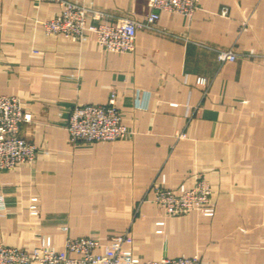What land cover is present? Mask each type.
<instances>
[{
	"label": "crops",
	"instance_id": "0c3cea01",
	"mask_svg": "<svg viewBox=\"0 0 264 264\" xmlns=\"http://www.w3.org/2000/svg\"><path fill=\"white\" fill-rule=\"evenodd\" d=\"M72 1L92 8L88 24L154 11L147 0ZM60 9L0 0V94L20 98L31 114L21 133L39 147L32 163L0 170V243L31 252L48 235L63 251L66 236L105 244L128 231L122 247L143 260L264 264V0H199L190 17L158 11V29L139 28L129 52L105 50L93 31L84 41L47 34L42 21ZM217 48L241 56L220 62ZM111 91L133 133L72 143L73 105L105 104ZM199 174L214 213L164 217L153 184L177 190Z\"/></svg>",
	"mask_w": 264,
	"mask_h": 264
},
{
	"label": "built area",
	"instance_id": "2783aa9c",
	"mask_svg": "<svg viewBox=\"0 0 264 264\" xmlns=\"http://www.w3.org/2000/svg\"><path fill=\"white\" fill-rule=\"evenodd\" d=\"M50 1L59 4L61 9L52 18L42 21L47 34L84 41L87 32L93 31L98 44L105 50L117 52H129L134 49L135 36L139 28L158 29L156 26L158 11L177 12L190 17L199 5V0H147L154 11L145 17H125L118 24L102 22L88 24L87 12L93 11L89 6L72 0ZM95 13L93 12L94 16ZM221 13L225 14L226 8H222ZM239 56L241 53L232 48L216 49V57L220 62L235 60ZM195 83L206 89L209 80L204 75H198ZM30 119L31 114L24 110L18 96L0 94V170L13 169L35 160L39 147L28 140L20 129L21 124ZM66 129L72 143L115 140L133 133L121 120L117 94L114 91L110 92L105 104L75 103L70 110ZM183 136V132L178 133V137ZM153 192V200L164 217L183 215L192 210H198L204 215L214 213V208L209 203L212 189L202 174L195 176L192 186L180 184L177 190L164 186L162 178L153 184ZM0 206H3L1 196ZM163 222L158 221L159 224ZM62 229L67 228L64 226ZM130 240L128 231L110 235L109 242L105 244L91 236H66L64 250L58 251L47 235L42 237L31 252L21 247L0 243V264H208L196 255L162 256L143 260L131 249L122 247L124 241ZM100 247L101 251L98 250Z\"/></svg>",
	"mask_w": 264,
	"mask_h": 264
}]
</instances>
